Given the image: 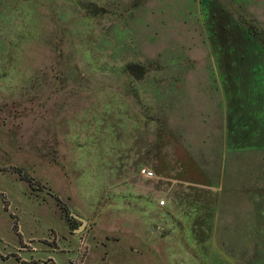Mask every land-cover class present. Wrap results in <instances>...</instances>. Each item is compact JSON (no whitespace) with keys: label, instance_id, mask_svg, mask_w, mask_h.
I'll return each mask as SVG.
<instances>
[{"label":"rangeland","instance_id":"374dc122","mask_svg":"<svg viewBox=\"0 0 264 264\" xmlns=\"http://www.w3.org/2000/svg\"><path fill=\"white\" fill-rule=\"evenodd\" d=\"M139 113L165 135L189 114L225 149L212 233L165 241L164 264H264V0H0V264H93L99 237L124 264L113 169Z\"/></svg>","mask_w":264,"mask_h":264},{"label":"crops","instance_id":"0c3cea01","mask_svg":"<svg viewBox=\"0 0 264 264\" xmlns=\"http://www.w3.org/2000/svg\"><path fill=\"white\" fill-rule=\"evenodd\" d=\"M147 117L149 114L144 116L139 113L131 114L128 119L130 124L125 128L120 159L123 161L122 171V166L115 168L113 163L115 154L121 152L117 143L115 148L112 141L107 142L105 151L111 170L113 167V170H116L114 176H122L124 264H164L165 241H203L197 239V234L212 233V226L216 224L215 220L219 214L221 178L227 170L225 149L220 147V137L215 138L207 134L200 136L198 127L186 131L182 125L188 124L187 128H190L189 114L182 116V125L170 126L167 135L163 128L164 122L167 121L165 113L159 114V120L152 124L153 127L145 124ZM207 136L210 140H205ZM204 144L210 146L207 148V155L204 153ZM230 152L238 155L242 154L243 150L235 147V150ZM141 168L152 170L154 177L142 176ZM109 175L112 176L111 173ZM17 188L15 186V189ZM52 194L54 206L61 209L56 200L58 198L61 201V195L54 192ZM160 199L165 201L164 204H159ZM19 233L21 237L22 234ZM30 238L22 237L20 243L29 245ZM63 238L67 242L66 250L70 257L75 249L70 244L73 238L68 235ZM95 239L86 258L92 256L95 260L92 263L100 264L108 258L110 250L115 252L117 249L115 245H111L110 239ZM55 241L56 246L49 244L50 250L46 252L47 257L53 261L58 253L55 249H58L59 239L55 238ZM29 250L31 249L25 248L29 256H32V251Z\"/></svg>","mask_w":264,"mask_h":264},{"label":"water","instance_id":"95a60500","mask_svg":"<svg viewBox=\"0 0 264 264\" xmlns=\"http://www.w3.org/2000/svg\"><path fill=\"white\" fill-rule=\"evenodd\" d=\"M69 216L73 221L79 222L73 232L76 234L81 233L87 224V220L74 211H69Z\"/></svg>","mask_w":264,"mask_h":264},{"label":"built area","instance_id":"2783aa9c","mask_svg":"<svg viewBox=\"0 0 264 264\" xmlns=\"http://www.w3.org/2000/svg\"><path fill=\"white\" fill-rule=\"evenodd\" d=\"M140 174L146 178H153L154 177V172L148 168H141ZM164 202L165 201L163 199L159 200L160 205L164 204Z\"/></svg>","mask_w":264,"mask_h":264},{"label":"trees","instance_id":"16d2710c","mask_svg":"<svg viewBox=\"0 0 264 264\" xmlns=\"http://www.w3.org/2000/svg\"><path fill=\"white\" fill-rule=\"evenodd\" d=\"M26 177L29 178V176H26ZM56 200L58 201L59 205H62L61 202H60V200L58 198Z\"/></svg>","mask_w":264,"mask_h":264}]
</instances>
